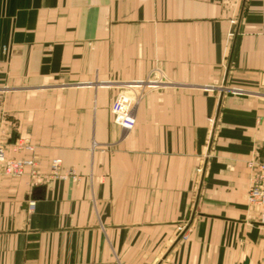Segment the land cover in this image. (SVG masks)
Here are the masks:
<instances>
[{
    "label": "crops",
    "instance_id": "crops-1",
    "mask_svg": "<svg viewBox=\"0 0 264 264\" xmlns=\"http://www.w3.org/2000/svg\"><path fill=\"white\" fill-rule=\"evenodd\" d=\"M3 88L0 264H264V0H0Z\"/></svg>",
    "mask_w": 264,
    "mask_h": 264
},
{
    "label": "built area",
    "instance_id": "built-area-1",
    "mask_svg": "<svg viewBox=\"0 0 264 264\" xmlns=\"http://www.w3.org/2000/svg\"><path fill=\"white\" fill-rule=\"evenodd\" d=\"M113 122L126 131H131L136 126V116L133 101L127 96H120L111 107ZM31 149L30 147H27ZM20 150V148H18ZM36 161L28 159L11 158L6 150L5 141L0 139V176L22 177L26 170L35 171ZM248 168L251 172L250 184L248 189V205L250 208L259 210L264 222V161L258 158H252L248 162ZM33 171V173H35ZM61 161L53 160L51 164L50 178H61ZM42 181V178H40ZM35 209V201H28V210L32 212Z\"/></svg>",
    "mask_w": 264,
    "mask_h": 264
},
{
    "label": "rangeland",
    "instance_id": "rangeland-1",
    "mask_svg": "<svg viewBox=\"0 0 264 264\" xmlns=\"http://www.w3.org/2000/svg\"><path fill=\"white\" fill-rule=\"evenodd\" d=\"M9 95V90L7 92V90L5 88H3L2 90H0V139L2 140V142H4L5 138H6V134H7V128L4 125V119H5V108H4V100H5V96ZM122 95H119L113 102L112 104L119 99V97ZM111 104V107H112ZM111 107H110V113H111ZM33 176H36V173H31ZM17 178V177H16Z\"/></svg>",
    "mask_w": 264,
    "mask_h": 264
},
{
    "label": "water",
    "instance_id": "water-1",
    "mask_svg": "<svg viewBox=\"0 0 264 264\" xmlns=\"http://www.w3.org/2000/svg\"><path fill=\"white\" fill-rule=\"evenodd\" d=\"M29 200H32V201H34V199H31V198H30ZM27 204H28V203H27ZM245 264H248V262H246Z\"/></svg>",
    "mask_w": 264,
    "mask_h": 264
}]
</instances>
